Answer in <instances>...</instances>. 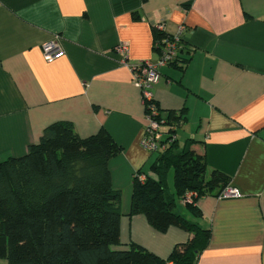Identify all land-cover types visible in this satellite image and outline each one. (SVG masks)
I'll list each match as a JSON object with an SVG mask.
<instances>
[{
	"label": "crops",
	"instance_id": "obj_1",
	"mask_svg": "<svg viewBox=\"0 0 264 264\" xmlns=\"http://www.w3.org/2000/svg\"><path fill=\"white\" fill-rule=\"evenodd\" d=\"M153 27L182 29L177 58L158 66L149 88L163 140L171 131L180 148L192 140L207 172L226 173L240 193L196 200L202 215L189 219L210 231L196 264H264V0H0V162L25 154L56 121L82 137L103 128L122 149L108 162L121 193L120 247L165 258L186 242L181 228L160 232L129 214L132 179L152 175L155 157L140 144L146 110L131 71L159 61ZM55 37L63 55L47 62L41 47Z\"/></svg>",
	"mask_w": 264,
	"mask_h": 264
},
{
	"label": "trees",
	"instance_id": "obj_2",
	"mask_svg": "<svg viewBox=\"0 0 264 264\" xmlns=\"http://www.w3.org/2000/svg\"><path fill=\"white\" fill-rule=\"evenodd\" d=\"M153 31L161 56L170 35ZM176 53L166 63L175 61ZM177 113L181 119L182 110ZM191 142L145 149L155 156L152 175L140 179L139 170L131 182L130 215H144L160 232L176 226L190 236L162 258L134 242L120 247L121 193L112 186L108 162L121 147L103 128L82 137L69 121L49 124L25 154L0 162V258L7 264H196L210 231L187 218L179 201L193 192L184 207L199 218L198 197H217L230 177L218 169L206 176L205 156L192 150Z\"/></svg>",
	"mask_w": 264,
	"mask_h": 264
},
{
	"label": "built area",
	"instance_id": "obj_3",
	"mask_svg": "<svg viewBox=\"0 0 264 264\" xmlns=\"http://www.w3.org/2000/svg\"><path fill=\"white\" fill-rule=\"evenodd\" d=\"M162 29L161 27H157ZM182 29L179 28L178 31L170 35L169 38L164 39V46L162 48V54L159 61L152 63L148 60L138 61L136 64L131 66L133 82L137 87L141 88L143 96V104L146 110L143 135L140 138L141 146L148 151H158L165 148L166 141L163 140V133L160 131V126L163 123L162 118H158L159 111L157 110L156 104L153 102V97L149 88L156 83L160 78V73L158 71V66L165 64L166 61L170 60L171 57L175 56L178 49V42L180 41ZM42 55L47 62H52L56 58L63 55V49L59 43L57 37L46 41L42 44ZM116 51L121 55V63L126 64L127 62V44L120 43L116 46ZM174 130V129H173ZM176 140V136L173 131L169 132L168 142ZM195 194L193 192H188L182 199L183 203H191L192 197ZM218 198H228V197H240V193L237 189L227 186L221 193L217 196Z\"/></svg>",
	"mask_w": 264,
	"mask_h": 264
},
{
	"label": "rangeland",
	"instance_id": "obj_4",
	"mask_svg": "<svg viewBox=\"0 0 264 264\" xmlns=\"http://www.w3.org/2000/svg\"><path fill=\"white\" fill-rule=\"evenodd\" d=\"M206 176H208V172H207ZM169 184H170V186L172 185L171 174H170V176H169ZM180 210L184 213V215L187 216V218H191V217L189 216L188 212H187L183 207H181ZM0 264H7V260L4 259V258H0Z\"/></svg>",
	"mask_w": 264,
	"mask_h": 264
}]
</instances>
